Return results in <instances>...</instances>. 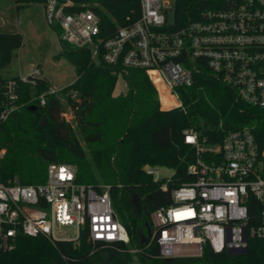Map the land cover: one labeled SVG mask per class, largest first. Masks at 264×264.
Here are the masks:
<instances>
[{"label":"built area","instance_id":"2783aa9c","mask_svg":"<svg viewBox=\"0 0 264 264\" xmlns=\"http://www.w3.org/2000/svg\"><path fill=\"white\" fill-rule=\"evenodd\" d=\"M138 1L139 16L124 25L112 14L105 23L98 1L46 0L45 18L60 30L61 44L89 48L94 61L117 67L120 75L145 70L174 100L161 105L163 110L185 109L178 89L193 86L205 68L240 100L264 108V0H205L197 18L185 21L176 19L175 0ZM41 78L42 69L35 67L28 75L0 80V126L26 104L22 85L37 86ZM49 95L64 104L78 91L50 84L29 102L43 106ZM183 133L185 143L195 148V161L187 168L193 179L174 187L172 202L152 212L148 245L157 244L162 258L201 256L206 245L215 252L248 248L251 238L264 237V146L248 125L227 132L219 144L194 128ZM145 170L156 181L164 178L156 167ZM112 188L106 182H78L76 166L66 162H50L45 182L0 180V248L15 247L20 234L43 235L52 242L77 241L85 234L91 242L130 245ZM161 189H168L167 180ZM254 200L257 213L250 209ZM68 226L77 236L58 237L57 229Z\"/></svg>","mask_w":264,"mask_h":264},{"label":"trees","instance_id":"16d2710c","mask_svg":"<svg viewBox=\"0 0 264 264\" xmlns=\"http://www.w3.org/2000/svg\"><path fill=\"white\" fill-rule=\"evenodd\" d=\"M13 1L18 8L46 2ZM75 1L100 2L107 24L108 14L121 25L139 16L138 0ZM204 1L175 0L176 19H196L197 8ZM22 45L19 32L0 31V68L11 63L13 52ZM60 56L76 70L74 81L64 87L65 92L78 91L76 98L67 100L76 126L64 117V104L56 95H49L43 106L34 101L38 109H30L33 103L29 99L50 86L46 78L37 86L22 85L21 101L26 104L0 126V180L9 182L17 177L22 184L41 183L47 178L50 162H66L76 166L78 182L96 184V169L102 181L113 185V202L130 234V246L141 249L139 262H133L129 245L91 242L85 234L77 241L54 242L43 235L20 234L15 247L0 248V264H99L106 257H110L109 264H264V237L251 238L246 254L215 252L206 245L201 256H178L169 262L160 257L157 244L142 243L147 222L153 230L152 212L172 202L174 187L193 179L187 168L195 161V148L185 143L184 129L194 128L208 142L219 144L227 132L248 125L264 146V108L240 100L233 88L205 68L195 75L193 86L178 89L185 109L163 110L158 90L145 70L134 68L120 75L117 67L94 61L89 48L64 43L57 58ZM120 77L127 90L117 94ZM43 116L49 121L45 127L41 126ZM110 135L115 137L113 142L107 141ZM146 165L170 167L174 173L156 181L145 170ZM166 180L168 189L163 190L161 184ZM136 195L141 212L135 204ZM250 209L257 213L255 200Z\"/></svg>","mask_w":264,"mask_h":264},{"label":"rangeland","instance_id":"374dc122","mask_svg":"<svg viewBox=\"0 0 264 264\" xmlns=\"http://www.w3.org/2000/svg\"><path fill=\"white\" fill-rule=\"evenodd\" d=\"M171 18H173L172 15ZM0 31H21L23 36V45L13 52L11 63L6 67L0 68V74L4 78L18 76L19 74L28 75L31 69L35 67L42 69V76H47L50 84L54 87L63 88L76 78V70L67 58L64 56L57 58V55L61 53V43L58 38L60 30L47 23L44 4L34 3L18 8L17 3L13 0H0ZM126 90L125 81L120 77L117 81L115 92L119 94L126 92ZM157 90L163 107L164 101L162 100L161 90L158 88ZM64 110L63 115L66 120L71 121L73 126H76L74 113L67 102L64 103ZM78 136L81 144L86 149L88 157L91 158L85 141L80 135ZM114 139L115 137L111 135L107 137L108 142H113ZM2 152L4 153V150ZM156 168L158 174L162 177H171L174 173V169L170 167L158 166ZM94 174L97 183L104 182L96 169ZM115 209L122 221L120 211L116 206ZM56 234L60 238L70 239L77 236L76 229L71 226L58 228ZM129 247L131 246L129 245ZM132 259L134 263L139 262L138 255L135 253H132Z\"/></svg>","mask_w":264,"mask_h":264},{"label":"water","instance_id":"95a60500","mask_svg":"<svg viewBox=\"0 0 264 264\" xmlns=\"http://www.w3.org/2000/svg\"><path fill=\"white\" fill-rule=\"evenodd\" d=\"M30 109L31 110H37L38 106L37 105H32V106H30ZM48 124H49V121H48L47 117L43 116L42 120H41V126L45 127ZM135 204L138 206V209L141 212L142 208H141V204H140V198L137 195H136V199H135ZM146 225H147V234H146V236L143 235L142 243H147L149 241V238H150L151 233H152V229H151V227H150L148 222L146 223ZM228 252L230 254H246L247 253V248L230 249ZM172 259L173 258H165V260L167 262L171 261ZM103 264H109V263H103Z\"/></svg>","mask_w":264,"mask_h":264},{"label":"bare ground","instance_id":"6f19581e","mask_svg":"<svg viewBox=\"0 0 264 264\" xmlns=\"http://www.w3.org/2000/svg\"><path fill=\"white\" fill-rule=\"evenodd\" d=\"M160 90H161V96H162V100L164 101V106L168 107L171 104L174 103V100L172 97H170V95L168 94L167 90L163 88L162 85H159Z\"/></svg>","mask_w":264,"mask_h":264},{"label":"flooded vegetation","instance_id":"af4514ba","mask_svg":"<svg viewBox=\"0 0 264 264\" xmlns=\"http://www.w3.org/2000/svg\"><path fill=\"white\" fill-rule=\"evenodd\" d=\"M110 262V257H106L102 263H109ZM102 263H99V264H102ZM98 264V263H97Z\"/></svg>","mask_w":264,"mask_h":264},{"label":"crops","instance_id":"0c3cea01","mask_svg":"<svg viewBox=\"0 0 264 264\" xmlns=\"http://www.w3.org/2000/svg\"><path fill=\"white\" fill-rule=\"evenodd\" d=\"M20 34H21V31L19 32ZM22 35V34H21ZM44 78H46L47 80H48V78H47V76H43ZM49 81V80H48ZM50 82V81H49Z\"/></svg>","mask_w":264,"mask_h":264}]
</instances>
